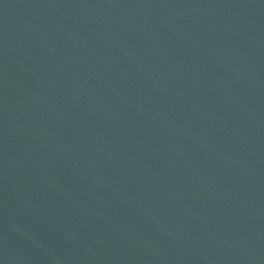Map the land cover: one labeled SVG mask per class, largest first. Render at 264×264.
<instances>
[{"label":"water","instance_id":"95a60500","mask_svg":"<svg viewBox=\"0 0 264 264\" xmlns=\"http://www.w3.org/2000/svg\"><path fill=\"white\" fill-rule=\"evenodd\" d=\"M0 172L96 264H264V0H0Z\"/></svg>","mask_w":264,"mask_h":264}]
</instances>
